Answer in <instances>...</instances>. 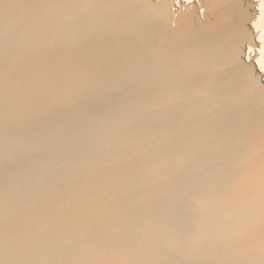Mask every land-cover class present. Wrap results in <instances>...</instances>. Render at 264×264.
<instances>
[{
  "label": "water",
  "instance_id": "1",
  "mask_svg": "<svg viewBox=\"0 0 264 264\" xmlns=\"http://www.w3.org/2000/svg\"><path fill=\"white\" fill-rule=\"evenodd\" d=\"M248 6L0 0V264H264V203L234 198L264 189L175 176L184 138L201 167L264 91L239 59ZM247 132L264 182V126Z\"/></svg>",
  "mask_w": 264,
  "mask_h": 264
},
{
  "label": "rangeland",
  "instance_id": "2",
  "mask_svg": "<svg viewBox=\"0 0 264 264\" xmlns=\"http://www.w3.org/2000/svg\"><path fill=\"white\" fill-rule=\"evenodd\" d=\"M151 1L157 2L160 0H151ZM217 1L218 4L221 3V0H217ZM239 1L242 7H246V5L252 4V8L250 7L247 9L248 14L252 18L247 23L246 29L253 36L252 44H244L243 46L240 47L239 59L244 64L254 68L255 75L259 76L260 82L264 85V0H239ZM170 2H171L172 13H176V11H183L184 9H188V11H190L192 14L193 19H195V17L197 16L202 20L207 15L205 11V6L208 5V0H170ZM213 7L210 8V11L212 10L211 12L220 15L219 16L220 20L223 19V17L225 18L223 14H221ZM236 17L237 14L233 15L232 18H229L234 23L233 25L234 28L237 27L235 23ZM225 19L229 20L228 18ZM172 27L175 28L173 22H172ZM251 93H252V98H255L253 99L252 103L247 104V99H243V103L241 104L243 115L245 117V119L242 118L241 124L243 125L246 122H250L249 124L250 129L252 128L262 129L264 125H259L258 127H256V125L257 123L259 124L264 123V95L260 94L259 90L255 87L251 88ZM254 120L255 121L258 120V122L254 123ZM244 128L245 130H247L248 126ZM244 128L241 133H244L245 131ZM230 165L234 166L232 172L237 181L235 182L234 178L232 177L229 178V180H234V182L230 184L231 187L233 185L245 186L248 183L253 185L256 184L257 187L264 189V182H258L259 179L257 177L253 178L251 174L248 173V171L246 170V166L243 165L240 156H237L236 159H234V161ZM175 168H176L175 176L177 178H183L185 175L189 174V169H187L186 166L183 165L181 161H178L176 159H175ZM240 200H241L240 206L244 208L257 207L264 203V193L255 194L254 199L252 200L249 199V196H243L242 198H240Z\"/></svg>",
  "mask_w": 264,
  "mask_h": 264
},
{
  "label": "bare ground",
  "instance_id": "3",
  "mask_svg": "<svg viewBox=\"0 0 264 264\" xmlns=\"http://www.w3.org/2000/svg\"><path fill=\"white\" fill-rule=\"evenodd\" d=\"M211 7L215 8L217 11L223 14L221 10H219L218 7L214 3L213 5L211 4L210 8ZM250 7L252 8V4H249L248 8ZM238 13L239 12L236 11L234 12L233 15H236ZM240 15L241 14H238L236 19L238 17L245 16L244 14L241 16ZM225 18H226V15H225ZM174 21L175 19L172 21L173 24H174ZM239 24H240V21L236 22L237 27ZM259 92L260 94L264 95V91L259 90ZM242 103H243V99H241L237 103V105H241ZM241 121H242V118L240 119L238 117L232 119L231 127L229 128L231 130L230 131L231 135H223V140H221V142L224 145H226L227 151L226 152H213L210 155V157H208L206 163L205 164L203 163V165L199 168H196L194 166L195 161H194L193 156L191 155L193 143L188 139V137L182 140L181 144H183L184 148L183 147L178 148L176 152V160L181 161L182 164L185 165L187 169H189V174L185 175L183 178L176 177V179H179L180 181L178 184V187L182 184L189 183V184L196 185V186L208 187L211 190L218 192V193L227 192L231 188L230 184L234 182V180L235 182H237L232 172V170L234 169V166L230 165L234 161V159H236L237 156L241 157L242 163L243 165L246 166V170L248 171V173L251 174L253 172L255 166L251 160L252 154L248 150L253 148L254 145L252 143L247 144L248 141L246 140L248 139L247 137L248 135H245V131L244 133H241V132L244 127L248 126L247 133L255 134V131L259 128L250 129V126H249L250 122H246L242 125ZM255 122H258V120L257 121L254 120V123ZM179 125H180V129H185L188 126V125H185L183 122H180ZM259 125H264V123L263 124L257 123L256 127H258ZM254 139L255 138H253V140ZM228 154H229V157H228V160H226V157ZM231 177L234 178V180H229V178ZM201 180H204V182H202ZM221 196H224V195H221ZM242 197L243 196L234 195L235 201L239 205L241 203L240 198ZM235 238L236 239L240 238V236L237 235L235 236Z\"/></svg>",
  "mask_w": 264,
  "mask_h": 264
}]
</instances>
